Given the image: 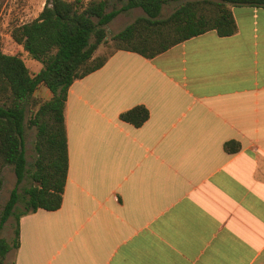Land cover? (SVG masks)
I'll return each instance as SVG.
<instances>
[{
  "label": "crops",
  "instance_id": "crops-1",
  "mask_svg": "<svg viewBox=\"0 0 264 264\" xmlns=\"http://www.w3.org/2000/svg\"><path fill=\"white\" fill-rule=\"evenodd\" d=\"M231 10L234 34L118 49L72 82L61 205L19 216L11 264H264V8Z\"/></svg>",
  "mask_w": 264,
  "mask_h": 264
},
{
  "label": "trees",
  "instance_id": "trees-1",
  "mask_svg": "<svg viewBox=\"0 0 264 264\" xmlns=\"http://www.w3.org/2000/svg\"><path fill=\"white\" fill-rule=\"evenodd\" d=\"M176 1L179 0H126L120 8L105 11L104 0H90L86 4H79L78 0H45L37 17L12 27V39L42 67L31 73L19 55L0 49V188L5 165L12 166L16 178L0 215V232L18 201L17 187L26 177L33 181L24 188L26 209L17 215L14 241L9 243L0 237V264L8 251L19 245L20 215L38 208L55 210L61 205L68 167L63 114L67 91L74 80L101 67L111 54L94 62L93 53L105 39L108 22L122 11L141 8L144 15L114 35L116 41L124 44L116 50H130L152 58L208 30H215L220 36L234 34L237 26L232 6L264 8V0H186L169 16L161 17L163 6ZM39 85H44L51 96L40 102L29 119V124L37 129L36 158L31 170L25 157L24 121L26 107ZM148 115L146 107L137 105L119 116L140 126ZM238 147L233 140L224 143V149L231 153Z\"/></svg>",
  "mask_w": 264,
  "mask_h": 264
},
{
  "label": "rangeland",
  "instance_id": "rangeland-1",
  "mask_svg": "<svg viewBox=\"0 0 264 264\" xmlns=\"http://www.w3.org/2000/svg\"><path fill=\"white\" fill-rule=\"evenodd\" d=\"M72 1V0H71ZM90 0H78L79 4H86ZM106 2L105 11L114 8H120L126 0H104ZM186 0H179L165 4L161 10L160 16L167 17L171 12ZM45 0H0V49L6 54L19 55L31 73H36L42 67V63L31 58L22 46L17 44L11 37L10 32L14 25L28 22L35 17L43 8ZM144 12L141 8L135 7L118 13L110 22L105 25V39L98 45L93 53L94 62L100 60L116 50L118 46L124 45L114 39V35L123 29L126 25L132 23L137 17L143 16ZM50 92L44 85L39 87L33 93V101L27 105L24 121V147L27 167L33 169L34 160L36 158L35 142L37 129L34 125L29 124V119L38 109L40 102L49 99ZM2 185L0 188V215L4 205L7 202L10 192L15 185V174L12 166L5 165L1 170ZM33 184L29 177H26L17 187L19 195L18 201L14 206L13 213L3 224L0 237L7 242L12 243L15 238V227L17 215L25 211L27 195L24 188ZM13 253L9 252L5 256L3 264H11Z\"/></svg>",
  "mask_w": 264,
  "mask_h": 264
}]
</instances>
